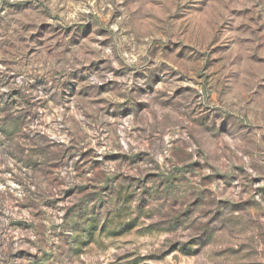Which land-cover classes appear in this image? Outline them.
I'll return each instance as SVG.
<instances>
[{
    "label": "clouds",
    "instance_id": "obj_1",
    "mask_svg": "<svg viewBox=\"0 0 264 264\" xmlns=\"http://www.w3.org/2000/svg\"><path fill=\"white\" fill-rule=\"evenodd\" d=\"M9 169L0 264H83L140 214L178 217V262L264 264V0H0Z\"/></svg>",
    "mask_w": 264,
    "mask_h": 264
},
{
    "label": "rangeland",
    "instance_id": "obj_2",
    "mask_svg": "<svg viewBox=\"0 0 264 264\" xmlns=\"http://www.w3.org/2000/svg\"><path fill=\"white\" fill-rule=\"evenodd\" d=\"M177 46H179L178 43ZM185 47H190V45L185 44ZM224 50L226 51V49ZM212 51L214 53L220 52L221 46L217 45ZM216 63H219V60H217ZM203 67L205 71H208L210 69H215L216 64L205 63ZM14 102L15 101H13V103ZM17 171H20V169ZM6 175L7 181L3 179V176H0V184L6 183L7 187L10 189L15 186L17 190L22 186V182L14 178L16 173H13L11 169L7 171ZM149 175L154 176L155 173H150ZM88 187V185H84L82 191H84L87 196H92L93 193L87 192ZM65 192L68 196L78 195V193H74L71 189H66ZM17 200L20 201L21 198L17 197ZM194 202L195 201H193V203ZM220 203L226 204L231 202L222 200ZM76 206L77 205H71L69 211ZM18 207L25 208L27 205L20 203ZM188 207H191V205ZM187 211L188 208H185L179 215L183 216ZM0 215H3V213H0ZM214 219L215 217L213 216L204 221L205 231H208L207 226L210 225ZM11 224H14L17 228L28 226L27 221L23 218L13 220ZM161 226H166L171 231H177L179 230V219L177 216H172L170 218H149L143 214H140L138 217L121 216L115 225H109L110 235H112L114 240L120 242L121 247L106 249L99 256L92 258L85 256L84 252H81L80 256L83 264H105V260L109 255L112 259H107V264H192L190 257L182 259L179 262L177 261V255L181 257L185 256V252L176 247L181 241L173 239L167 247H163L160 243L153 244L151 242L153 238L158 235L157 229ZM171 231L169 235H171ZM138 240L140 241L139 245H137ZM13 255L21 264H24V262L30 257H33L34 254L27 251L25 248H20Z\"/></svg>",
    "mask_w": 264,
    "mask_h": 264
}]
</instances>
